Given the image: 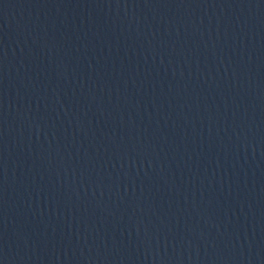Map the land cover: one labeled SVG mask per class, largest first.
I'll return each instance as SVG.
<instances>
[{"label": "water", "instance_id": "obj_1", "mask_svg": "<svg viewBox=\"0 0 264 264\" xmlns=\"http://www.w3.org/2000/svg\"><path fill=\"white\" fill-rule=\"evenodd\" d=\"M0 264H264V0H32Z\"/></svg>", "mask_w": 264, "mask_h": 264}]
</instances>
